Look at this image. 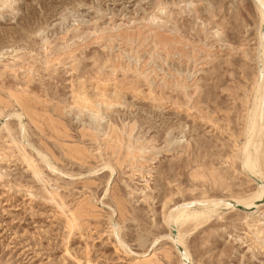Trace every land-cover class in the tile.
Listing matches in <instances>:
<instances>
[{"label":"rangeland","instance_id":"1","mask_svg":"<svg viewBox=\"0 0 264 264\" xmlns=\"http://www.w3.org/2000/svg\"><path fill=\"white\" fill-rule=\"evenodd\" d=\"M257 5L0 0V264H180L171 209L257 191ZM257 216L180 228L191 262L264 264Z\"/></svg>","mask_w":264,"mask_h":264},{"label":"bare ground","instance_id":"2","mask_svg":"<svg viewBox=\"0 0 264 264\" xmlns=\"http://www.w3.org/2000/svg\"><path fill=\"white\" fill-rule=\"evenodd\" d=\"M257 9L260 13V28L257 33L259 48L257 50L258 75L255 82L256 95L248 123L246 141L244 142L245 144L242 149V167L246 173H249L248 175H250L251 179L256 183L257 191L247 199H234L233 203H235V205H232L226 201L221 202L218 200H206L203 202H198L201 203L199 209H196V207L191 208L194 204H179L171 209L165 218L166 225L170 229L167 237L170 244H172L173 247L175 246L174 248H176L175 250L178 252L180 264H185L188 262V260L190 261V264H193L183 242V230H181V232L180 228H183V226L189 224H194L193 226L198 228L202 224L206 223L207 220L211 218L212 214L216 213L220 206L228 207V209H231L235 212H244L248 218H259V216H257L259 214V210L264 206L260 204V201H262L264 197V185L262 184V179L257 166V155L261 146L260 137L258 138V134L262 131L261 122L263 121L262 118H264V35L262 33L264 25V0H259ZM16 118L21 119V115H17ZM38 155L41 158H45L41 153H38ZM48 166L51 168V170L53 169V166L50 163H48ZM106 168H108L110 172L113 173L114 169L112 167L107 166ZM241 208H243V210ZM260 221L261 220H258V222ZM118 243L122 244V242ZM179 248L182 249V252L179 251Z\"/></svg>","mask_w":264,"mask_h":264},{"label":"water","instance_id":"3","mask_svg":"<svg viewBox=\"0 0 264 264\" xmlns=\"http://www.w3.org/2000/svg\"><path fill=\"white\" fill-rule=\"evenodd\" d=\"M257 1H258V3H259V0H257ZM262 33H263V35H264V25H263ZM241 209L243 210V208H241ZM179 251L182 252V249L179 248ZM185 264H189V263L186 262Z\"/></svg>","mask_w":264,"mask_h":264}]
</instances>
